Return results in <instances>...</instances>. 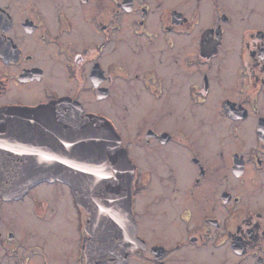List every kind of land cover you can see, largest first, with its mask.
I'll return each mask as SVG.
<instances>
[{"label": "flooded vegetation", "instance_id": "obj_1", "mask_svg": "<svg viewBox=\"0 0 264 264\" xmlns=\"http://www.w3.org/2000/svg\"><path fill=\"white\" fill-rule=\"evenodd\" d=\"M56 102L134 169L137 239L95 264H264V0H0V112ZM89 218L59 180L1 197L0 264H90Z\"/></svg>", "mask_w": 264, "mask_h": 264}, {"label": "water", "instance_id": "obj_2", "mask_svg": "<svg viewBox=\"0 0 264 264\" xmlns=\"http://www.w3.org/2000/svg\"><path fill=\"white\" fill-rule=\"evenodd\" d=\"M133 165L115 126L70 103L0 112V198L41 181H63L90 214L87 255H123L134 245Z\"/></svg>", "mask_w": 264, "mask_h": 264}, {"label": "rangeland", "instance_id": "obj_3", "mask_svg": "<svg viewBox=\"0 0 264 264\" xmlns=\"http://www.w3.org/2000/svg\"><path fill=\"white\" fill-rule=\"evenodd\" d=\"M131 118H129V120H125L122 124L125 128H126V131H128L129 133H131L133 131V124L130 120Z\"/></svg>", "mask_w": 264, "mask_h": 264}]
</instances>
